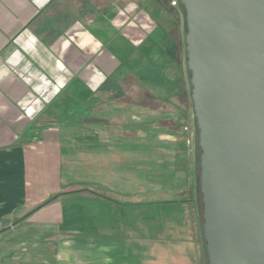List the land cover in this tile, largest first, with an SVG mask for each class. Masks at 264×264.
Returning a JSON list of instances; mask_svg holds the SVG:
<instances>
[{"label":"crops","instance_id":"obj_1","mask_svg":"<svg viewBox=\"0 0 264 264\" xmlns=\"http://www.w3.org/2000/svg\"><path fill=\"white\" fill-rule=\"evenodd\" d=\"M172 1L0 0V264L200 263Z\"/></svg>","mask_w":264,"mask_h":264},{"label":"water","instance_id":"obj_2","mask_svg":"<svg viewBox=\"0 0 264 264\" xmlns=\"http://www.w3.org/2000/svg\"><path fill=\"white\" fill-rule=\"evenodd\" d=\"M209 264H264V0H180Z\"/></svg>","mask_w":264,"mask_h":264},{"label":"trees","instance_id":"obj_3","mask_svg":"<svg viewBox=\"0 0 264 264\" xmlns=\"http://www.w3.org/2000/svg\"><path fill=\"white\" fill-rule=\"evenodd\" d=\"M178 4L180 6V9L182 11V14H183V18H184V43H183V48H184V51H185V59H186V66H187V75H188V82H189V86L191 87L192 89V86H191V73L188 69V65H187V51H186V43H185V36H186V18H185V11H184V8L180 2V0H178ZM180 44V43H179ZM179 46V47H178ZM178 50H180V45H177L176 47ZM176 53V51H175ZM195 119V130H196V147H197V167H198V189H197V209H198V213H199V217H200V221H201V238H202V241H203V249L205 252V257H206V264H209V260H208V253H207V248H206V241H205V238H204V232H203V203H202V194H201V191H200V173H201V164H200V159H201V148H200V145H199V130H198V126H197V121H196V117H194ZM83 189H86V190H89V191H92L93 193H96V194H100V195H107L108 193L100 188H95V187H90V186H87V187H82ZM191 210H189V214L192 212H190ZM193 215H194V211H193ZM194 226L195 228H197V221H196V218L194 219ZM198 238H200L198 236V234H196V244L198 243ZM199 246V245H198ZM196 251V250H195ZM197 255L195 254V256H193L194 260H198V262L200 261V263L198 264H202V259H203V254L200 253V250H198L197 252Z\"/></svg>","mask_w":264,"mask_h":264},{"label":"rangeland","instance_id":"obj_4","mask_svg":"<svg viewBox=\"0 0 264 264\" xmlns=\"http://www.w3.org/2000/svg\"><path fill=\"white\" fill-rule=\"evenodd\" d=\"M185 63H186V59H184V56H183V63H182V67H183V69H184V67H185ZM196 144V136L194 137V140H193V145H195ZM197 181H198V173H197V170H196V190L198 189V183H197ZM203 241H202V250H203V252H205L204 251V247H203ZM203 264H206V257H205V253H203Z\"/></svg>","mask_w":264,"mask_h":264},{"label":"built area","instance_id":"obj_5","mask_svg":"<svg viewBox=\"0 0 264 264\" xmlns=\"http://www.w3.org/2000/svg\"><path fill=\"white\" fill-rule=\"evenodd\" d=\"M173 5H178V0H173L172 1ZM186 130H189V127H185Z\"/></svg>","mask_w":264,"mask_h":264}]
</instances>
